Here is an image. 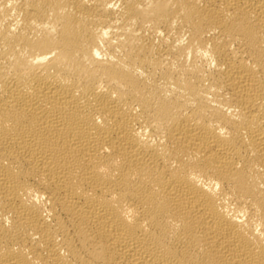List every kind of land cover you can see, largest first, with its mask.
Segmentation results:
<instances>
[{
    "label": "bare ground",
    "instance_id": "6f19581e",
    "mask_svg": "<svg viewBox=\"0 0 264 264\" xmlns=\"http://www.w3.org/2000/svg\"><path fill=\"white\" fill-rule=\"evenodd\" d=\"M0 264H264V0H0Z\"/></svg>",
    "mask_w": 264,
    "mask_h": 264
}]
</instances>
